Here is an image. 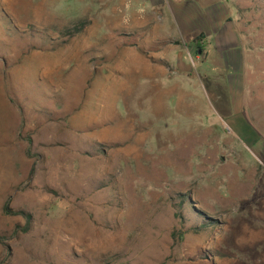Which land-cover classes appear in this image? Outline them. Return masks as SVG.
<instances>
[{"label":"rangeland","instance_id":"1","mask_svg":"<svg viewBox=\"0 0 264 264\" xmlns=\"http://www.w3.org/2000/svg\"><path fill=\"white\" fill-rule=\"evenodd\" d=\"M150 2L0 0V264H264V0Z\"/></svg>","mask_w":264,"mask_h":264},{"label":"crops","instance_id":"2","mask_svg":"<svg viewBox=\"0 0 264 264\" xmlns=\"http://www.w3.org/2000/svg\"><path fill=\"white\" fill-rule=\"evenodd\" d=\"M154 0H151V2H150V4H151V6L153 7V5H155V9L160 5V4H162V2H163V0H155V2H153ZM160 18V14H158V13H155V24H156V20H158ZM156 25H155V36H156V39L158 40V39H168V37L169 36H167L166 34H164V33H160V31H156ZM221 32H222V30H221ZM219 35V36H218ZM218 38H219V40L221 41V39H223V37H221L220 36V33H218L217 34V41H219L218 40ZM156 66V65H155ZM164 75V68H160L158 65H157V67H155V76H163ZM2 86H0V109H1V107H2V110H4L5 111V114H4V116L7 118L8 117V115L10 114L11 116H12V114L13 115H15V118H16V114H14V112H13V110H12V104H11V101H10V99H9V96H8V93L4 90L3 91V89L1 88ZM9 115V116H10ZM12 118V117H11ZM16 123H12V121H11V123H8V121L5 123V128H4V130H8V128H13L12 126H14V129H15V127H16Z\"/></svg>","mask_w":264,"mask_h":264},{"label":"trees","instance_id":"3","mask_svg":"<svg viewBox=\"0 0 264 264\" xmlns=\"http://www.w3.org/2000/svg\"><path fill=\"white\" fill-rule=\"evenodd\" d=\"M4 210H5V212H6V211H7V208H5Z\"/></svg>","mask_w":264,"mask_h":264}]
</instances>
